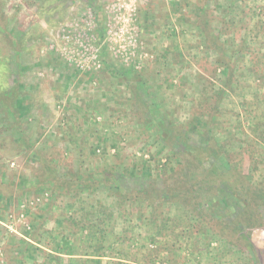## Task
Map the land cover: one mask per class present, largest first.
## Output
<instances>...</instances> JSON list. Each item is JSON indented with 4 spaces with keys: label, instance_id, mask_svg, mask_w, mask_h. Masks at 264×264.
Segmentation results:
<instances>
[{
    "label": "rangeland",
    "instance_id": "374dc122",
    "mask_svg": "<svg viewBox=\"0 0 264 264\" xmlns=\"http://www.w3.org/2000/svg\"><path fill=\"white\" fill-rule=\"evenodd\" d=\"M137 87L154 104L151 130ZM158 115L215 135L244 194L264 202V0H0V264H47L65 243L85 255L103 213L115 243L92 264H264V205L254 203L252 253L191 230L169 206L173 222L157 234L137 208L118 215L102 170L124 175L123 192L138 188L135 171L159 179L172 167L155 142ZM45 174L66 177L60 194L42 188ZM223 199L215 216L241 212Z\"/></svg>",
    "mask_w": 264,
    "mask_h": 264
},
{
    "label": "trees",
    "instance_id": "16d2710c",
    "mask_svg": "<svg viewBox=\"0 0 264 264\" xmlns=\"http://www.w3.org/2000/svg\"><path fill=\"white\" fill-rule=\"evenodd\" d=\"M201 23L203 25L204 23L208 24L210 22L208 19H203ZM199 26L197 28L203 32L204 28L201 26V29ZM202 34L206 44H208V33H206L205 30ZM214 49L221 55L220 51H222V48L220 45L217 44ZM222 56L223 53L219 58H222ZM140 88L137 87V90L144 93L142 94L144 104L142 105L141 116L137 118L140 122L143 121L145 130H151L153 125H151L150 118L148 117H153L150 106L151 104L154 106V104L147 101L148 99L145 91ZM130 101L133 103L134 100L131 98ZM218 109L219 106L212 108L209 117L218 113ZM157 122L162 131L156 135L155 142L159 146L162 145L164 150L167 151L168 164L170 163L172 165L171 169L166 174H163L159 179H153L151 177H145L144 174L142 175L135 171L131 176L135 179L138 188L131 190L124 186V191L121 192L117 187L123 182L122 177L124 175L119 173L118 176V173L115 172L117 169L114 168L102 170L103 180L100 181V183L103 184L104 187L106 185L111 186L113 191H115V188L118 190V192L114 193V204L119 207L118 215L122 218L127 217L125 210L123 211L124 213H121V207L128 206L131 210H129L130 212L134 210L133 208H137L136 214L138 216L135 214V219L140 222L147 214L148 217L146 218L155 227L157 234V231L161 233L160 231H162V229H166L168 224L173 222V218L165 213V209L169 206L170 209L180 210L182 215L188 218L187 220L191 224L188 225L191 227V230L200 233L199 230H201V226H203L207 231H214L215 234L224 239L225 243L228 245L233 244L235 247H241L244 252L250 251V253H252L254 243L248 240H250L249 237L253 233V230L256 229L255 225L261 226V224L257 222L256 213L253 210L255 209L253 208L254 203H259L255 201L254 198L250 197L251 191L249 189H246V194H244V188H240L244 183V177H242V173H240L234 165L230 164L228 157L229 153L224 150L223 144L215 135L207 131L203 133L202 131L201 133L194 132L189 123H171L165 116L161 115H158ZM194 137L196 138L195 140ZM222 155H224V157ZM48 163L45 164L47 165ZM224 163L227 168L224 167ZM212 169H215L216 173L211 171ZM224 169H227V171L225 172ZM211 175L213 177H211ZM43 179L47 181V186L44 184L42 188L54 189L59 193V182L65 181L66 177H52L50 174H45ZM92 180L95 183L97 179L93 177ZM156 180H160V182ZM64 181L61 184H64ZM67 182L73 183L71 179H67ZM93 187L94 184H90L84 188L89 190ZM235 191L241 194L239 198L241 201L236 198ZM229 194L233 196L230 197ZM198 196L202 197L203 202L196 203ZM228 196L232 199V202L233 200L235 201V204L238 206L236 208L242 209L239 214L236 213L234 216L229 215V217H227L219 211L220 209H226L223 198ZM259 202L260 204L257 206L260 207L264 205L263 201L260 200ZM203 209H205L203 211L205 213L201 211ZM217 209H219L218 217L213 213V211ZM208 213L211 214L208 215ZM113 215H115L114 212ZM109 220H112L111 215L106 217L103 213L101 219L95 215V221L98 227L96 230L90 231V233L87 232L85 238L86 242H91L90 247L92 251L87 252L85 255H81L88 258V260L83 259L80 255L74 254L75 251L73 247L69 245L66 246L65 243L64 247H61V249L57 248L52 251L57 255H47L49 261L47 264H62L59 261L60 258H62L60 256L65 255L69 260L68 264H89L91 263V257L95 258V260L105 257L103 255L104 252L110 250L115 243V239L112 237L113 227ZM156 223L159 224L158 230L156 229ZM215 224L217 229L213 226ZM110 238L113 241L110 240ZM118 238L119 237L116 239ZM233 239L235 242H233ZM244 241H248V247H246V242ZM94 244H96V247ZM230 246L232 247V245ZM31 249L37 250L30 244L24 249L23 255H31ZM75 255L79 258L75 259ZM94 263L98 264L97 261Z\"/></svg>",
    "mask_w": 264,
    "mask_h": 264
},
{
    "label": "built area",
    "instance_id": "2783aa9c",
    "mask_svg": "<svg viewBox=\"0 0 264 264\" xmlns=\"http://www.w3.org/2000/svg\"><path fill=\"white\" fill-rule=\"evenodd\" d=\"M167 1H171V0H167Z\"/></svg>",
    "mask_w": 264,
    "mask_h": 264
}]
</instances>
